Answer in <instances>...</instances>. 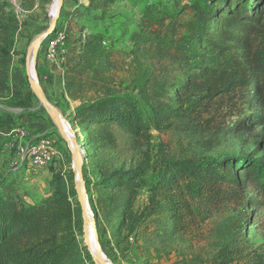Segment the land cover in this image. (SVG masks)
<instances>
[{"label":"trees","instance_id":"obj_1","mask_svg":"<svg viewBox=\"0 0 264 264\" xmlns=\"http://www.w3.org/2000/svg\"><path fill=\"white\" fill-rule=\"evenodd\" d=\"M18 1L24 12L33 8L34 0ZM119 1L87 0V8L103 10ZM182 1L188 6H180ZM186 10L190 19L182 22ZM23 25L7 0H0V100L9 92L13 48ZM131 42V55L147 64H139L128 84L104 74L111 54L101 35L85 37L62 80L63 97L77 104L65 119L82 137L77 141L87 150L86 162L92 161L82 166V176L98 241L113 264L146 224L155 238L169 239L244 200L255 211L264 207L262 157L246 163L146 157L124 172L105 155L117 149L118 133L149 141L151 132L201 125L215 129V136L248 133L256 125L264 129V0H168L162 9L145 10ZM55 106L69 110L66 100ZM13 183L0 180V264H95L78 238L84 233L73 173L55 174L52 195L33 205L20 200ZM143 189L148 203L134 212ZM107 198L110 210L104 207ZM115 213L120 215L113 220ZM243 215L217 228L210 264H234L251 255ZM244 221L251 222V215ZM105 223L117 232L108 234ZM252 254L250 264H264L262 255Z\"/></svg>","mask_w":264,"mask_h":264},{"label":"rangeland","instance_id":"obj_2","mask_svg":"<svg viewBox=\"0 0 264 264\" xmlns=\"http://www.w3.org/2000/svg\"><path fill=\"white\" fill-rule=\"evenodd\" d=\"M54 1L34 0L33 8L24 12L18 0H7L24 25L17 32L13 48V62L8 77L9 92L0 100L2 105L0 114L11 118L7 123L0 120V180L13 178V187L25 205L36 204L52 195L51 182L55 174L73 173L70 150L51 122L50 113L40 106L31 92L26 71L27 50L32 41L47 30ZM167 5L168 0H122L103 10H95L87 8V0H64L60 21H57L56 25L65 28L67 32L64 52L59 54L54 63H49L44 59V47H42L39 51L41 58L37 61V76L44 95L55 108H57L55 104L60 106L65 100L68 102V111L57 108L66 124L68 122L65 116L71 114L77 104L63 97L65 90H62L64 89L62 80L69 63L78 56L85 37L102 36V46L111 54L110 63L106 65L104 74L115 83L126 85L135 75L139 64L142 67L147 64L145 60H135L130 53L132 37L139 32L145 10L152 7L162 9ZM180 6L186 7L188 3L182 1ZM189 19L190 12L186 10L181 15V21L186 22ZM6 108L15 111H8ZM225 112L227 108L222 110L223 115L226 114ZM202 127L203 125L197 126L195 130L190 128L151 132L149 141H134L128 135L118 133L117 149L106 151L105 155L110 158V165L114 169L124 172L136 168L146 157L151 162L161 157H171L176 160L196 158L213 161L235 158L242 159L244 163L254 162L262 157L261 161L264 163L262 126L256 125L248 133H225L216 136L215 129L208 131L202 130ZM18 128L23 129V135L12 132ZM8 134L13 137H6ZM45 134L55 138L61 160L49 168L35 169L27 166L25 169L22 151L29 142ZM70 135L73 144L75 141L81 151L82 166H87L92 161L86 162L87 150L81 141H77V138L82 140V137L79 134L76 136L73 131ZM71 145L70 141V148ZM109 196H112V193H109ZM245 198L248 199V196ZM104 201V207L110 210L109 198ZM147 203L148 193L144 189L140 190L133 203V211L140 212ZM240 212H244L240 224L243 228L246 226V231L242 235L251 255L234 264H250L252 253L264 257V207L255 211L245 200L239 207L233 206L215 213L200 228L169 239L155 238L151 228L146 224L130 238L128 252L121 257H119L120 252L117 253L116 264H210V258L215 250L213 246L215 231L227 221V218H235ZM119 215V213L113 214L112 219L119 218ZM249 215L252 221L246 223L244 220ZM105 227L108 234L117 232L116 228H111L107 223ZM119 237L117 234L116 238ZM78 238L83 241V246L89 253L84 244V236Z\"/></svg>","mask_w":264,"mask_h":264},{"label":"water","instance_id":"obj_3","mask_svg":"<svg viewBox=\"0 0 264 264\" xmlns=\"http://www.w3.org/2000/svg\"><path fill=\"white\" fill-rule=\"evenodd\" d=\"M64 0H58L57 7L55 10V13L52 18H50L49 25L47 30L42 32L40 35H38L30 44L27 55H26V71H27V77H28V83L31 89V92L35 96V98L38 100L40 106L44 108L46 111H51L50 119L53 123L56 131L60 135L61 139L66 143L68 146L70 153L72 155V168H73V174H74V185H75V192L77 195V201L78 205L82 214V220H83V233L86 225H89L92 227L93 235L95 238V242L97 245V256L96 259L91 255L93 261L95 264H104L103 260L101 259V254H104L101 246L98 241L97 231L95 227V223L93 220V215L89 207L88 203V197L85 189V183L82 176V158H81V151L79 150V147L77 146V143L74 141V152L70 148V138L67 134V131L71 133V128L69 124L67 123V129L64 127V119L61 115V113L55 108L46 98L44 95L39 79L37 76V57L38 52L40 50V46L44 39L55 31L57 21L59 19L61 9L63 6ZM32 64V70L33 74L32 76H29V63ZM75 159V160H74ZM85 236V233H84ZM106 257V256H105Z\"/></svg>","mask_w":264,"mask_h":264},{"label":"built area","instance_id":"obj_4","mask_svg":"<svg viewBox=\"0 0 264 264\" xmlns=\"http://www.w3.org/2000/svg\"><path fill=\"white\" fill-rule=\"evenodd\" d=\"M67 40V32L63 27H58L52 35L46 37L41 47H44V59L46 62L54 63L59 54H63V47ZM25 163L30 168L45 169L53 166L61 160L55 138L47 134L42 135L28 143L22 151Z\"/></svg>","mask_w":264,"mask_h":264},{"label":"bare ground","instance_id":"obj_5","mask_svg":"<svg viewBox=\"0 0 264 264\" xmlns=\"http://www.w3.org/2000/svg\"><path fill=\"white\" fill-rule=\"evenodd\" d=\"M57 2H58V0H55L54 3L51 6L50 18H52L54 13H55V10H56V7H57ZM29 74H30V76H32V74H33L31 62L29 63ZM48 112L51 115V111H48ZM63 124H64L65 129H67V124H66L65 121L63 122ZM67 134L69 135L70 141H71V143L73 145V146L71 145V149L74 152L75 147H74V144H73V141H72V136L70 135V132H68V131H67ZM84 233H85L84 244L86 245V247H87V249L89 251V254L92 255L96 259V256H97V245H96L95 238H94V235H93L92 227L89 226V225H86L85 229H84ZM101 259L103 260L104 264H112L105 257L104 254H101Z\"/></svg>","mask_w":264,"mask_h":264},{"label":"crops","instance_id":"obj_6","mask_svg":"<svg viewBox=\"0 0 264 264\" xmlns=\"http://www.w3.org/2000/svg\"><path fill=\"white\" fill-rule=\"evenodd\" d=\"M63 91H64V89H62ZM0 108H2V105H0ZM8 111H15L14 109H9V108H6ZM73 109V108H72ZM71 109V110H72ZM0 120H2V121H6L5 123H7V122H10L11 121V118H9L8 117V115H5V116H2V114H0ZM22 120V119H21ZM26 121V120H25ZM6 126H8V125H6ZM22 131H23V129L22 128H18V129H15L14 131H12V132H14V133H17L18 135H23V133H22ZM8 136H11V137H13V135H11V134H8L6 137H8ZM14 136H16V134H14ZM25 166L27 167V165H26V163H25ZM26 169V168H25Z\"/></svg>","mask_w":264,"mask_h":264}]
</instances>
